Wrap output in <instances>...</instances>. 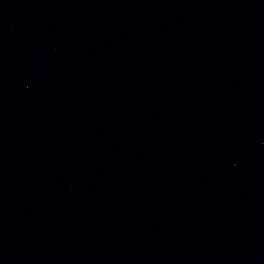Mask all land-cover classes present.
I'll return each instance as SVG.
<instances>
[{
    "label": "water",
    "instance_id": "95a60500",
    "mask_svg": "<svg viewBox=\"0 0 264 264\" xmlns=\"http://www.w3.org/2000/svg\"><path fill=\"white\" fill-rule=\"evenodd\" d=\"M0 264H264V0H0Z\"/></svg>",
    "mask_w": 264,
    "mask_h": 264
}]
</instances>
